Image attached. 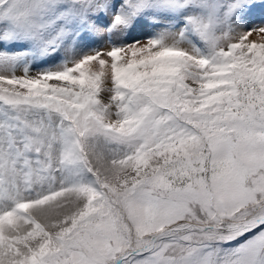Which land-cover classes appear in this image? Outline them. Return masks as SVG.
Segmentation results:
<instances>
[{"label": "snow or ice", "instance_id": "6c2138e0", "mask_svg": "<svg viewBox=\"0 0 264 264\" xmlns=\"http://www.w3.org/2000/svg\"><path fill=\"white\" fill-rule=\"evenodd\" d=\"M258 7L0 0V264H264Z\"/></svg>", "mask_w": 264, "mask_h": 264}, {"label": "rangeland", "instance_id": "374dc122", "mask_svg": "<svg viewBox=\"0 0 264 264\" xmlns=\"http://www.w3.org/2000/svg\"><path fill=\"white\" fill-rule=\"evenodd\" d=\"M264 16V9H261V8H256L254 10V13H253V17H252V23H259L260 22V19L261 17ZM255 35H253V37H250V39H255Z\"/></svg>", "mask_w": 264, "mask_h": 264}]
</instances>
